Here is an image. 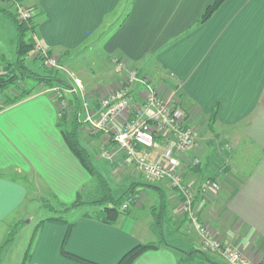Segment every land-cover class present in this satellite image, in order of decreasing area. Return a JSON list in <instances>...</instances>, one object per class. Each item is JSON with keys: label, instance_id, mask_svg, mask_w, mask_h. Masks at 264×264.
<instances>
[{"label": "crops", "instance_id": "obj_1", "mask_svg": "<svg viewBox=\"0 0 264 264\" xmlns=\"http://www.w3.org/2000/svg\"><path fill=\"white\" fill-rule=\"evenodd\" d=\"M214 1L28 0L25 7L35 17L33 37L62 64L79 74L73 67H80V63L85 67L92 59L90 67L97 80L91 79L90 87H104L108 80L112 83L117 78V61L122 60L148 76L155 87L168 84L176 89L190 118L201 117L210 122L216 113L214 127L237 134L238 146L246 144L251 158L246 173L235 168L233 179L217 181L220 190L208 198L198 193L199 186L207 177L220 172L210 169L209 159L202 162L200 170L186 174L185 179L197 192L199 222L208 225L223 245L239 247L262 264L264 0H227L206 23L199 24ZM112 19L118 23L103 31ZM103 36V47L90 48L84 62L78 51ZM41 87L43 90L15 105L5 109L0 105V252L9 249L8 237L13 228L22 224L33 201L41 199L50 203L51 211L62 212L82 190L89 195L96 182L63 137L59 100L49 89ZM142 89L140 84L133 86L136 99ZM80 112V129L84 132L88 125L81 120L84 113ZM87 144L95 147L96 153L98 142L92 140ZM96 154L102 161L100 154ZM227 171L235 173L232 168ZM156 183L147 198L156 204L159 192L167 194L173 210L171 221L183 227L189 218L186 214L182 218L177 212L181 207L177 193L166 181ZM224 190L226 200L218 208ZM85 215L69 220L75 226L67 240L68 224L50 221L52 217L42 220L37 236L32 237L34 248L29 264H81L65 257L63 248L97 264H118L136 246L157 244L156 239L160 238V233L149 225L153 237L147 239L145 229H138V221L131 216L110 226ZM167 244L169 247L147 251L134 264H184L176 250L187 249ZM187 248L198 247L191 242ZM9 253L12 258L13 251ZM213 257L227 264L221 254L214 252Z\"/></svg>", "mask_w": 264, "mask_h": 264}, {"label": "rangeland", "instance_id": "obj_2", "mask_svg": "<svg viewBox=\"0 0 264 264\" xmlns=\"http://www.w3.org/2000/svg\"><path fill=\"white\" fill-rule=\"evenodd\" d=\"M17 1L18 0H0V8H9L10 10H14L17 13V9L15 6L16 4L15 2ZM27 1L28 0H19L18 2L21 3V7L23 8V10H26L28 14L32 16V10L30 8L25 7ZM113 19L110 20V22L107 25H105L103 31L106 32L108 28H110L111 26L113 27L115 24L118 23L116 20ZM33 36L34 35L31 31L25 32L24 40L27 43H30L31 40L34 38ZM106 37H108V33L106 34ZM106 37L104 36L100 37L98 40L92 43V46L89 45V47L87 48L84 45L78 51L79 52L78 54L82 53L81 59L84 61V57L86 56L90 48L101 49L104 45V41ZM18 42L19 40H18L17 28L7 16H5L3 13L0 12V63L3 66H5L4 64L14 63L16 61V51H17ZM52 56H54L58 60V62L64 68L67 69V72L59 71L63 80H65L72 87H76L75 80H78L81 86L83 87V89L79 91L82 100L85 99L87 103H90L91 105L93 104V107H95L103 97L107 96V94H109V92L113 88L117 87L124 79V74L118 70L115 72V74H117L116 75L117 78L112 83L111 80H108V82L104 84V87H98L95 89L92 85L91 87L89 85V83L90 84L92 83L90 82L91 79H93L94 82L97 80L93 78L95 73L92 72V69L90 67L93 64L92 59L90 60V63L92 64L90 63L89 65L86 64L85 67H81V63H80V67H73L75 70L80 71L79 74H76L74 70H72V68H70L67 64L65 63L62 64L56 55H52ZM34 58H35V49H33L30 52V54L26 57V64L32 70L39 72L41 71L40 68H41L42 60L38 58L37 59ZM98 74L99 72L96 75ZM99 76L102 78V75ZM78 78H80L82 81ZM31 88L34 89V93L32 95L43 90L41 86H37V82H35L34 80L26 79V81L15 84L6 91L0 92V105L1 106L4 104L6 105V101H8L9 98L13 99L16 96H20L23 90L31 89ZM51 93L54 96H56L53 92ZM71 98H72V94L70 93L65 94V98H64L65 100L67 99L69 101ZM139 98L140 96L137 97L138 101H140ZM91 100L92 102H90ZM90 104L88 107H90ZM72 110H74L73 107H70L69 113H71V115L73 116L74 113L72 114ZM82 112H83V101H82ZM82 118L81 120H83L84 122V117ZM191 119H192V124L197 129L198 142L202 145L203 148L200 154L201 157L203 156L202 162H205V160L209 159L211 164L210 169L214 172H216L218 169L220 170L218 176L214 174L215 176L208 178H211L214 181L220 182L223 180L224 182H226L228 180L233 179L234 175L236 174L235 168H237V170L239 168L242 173L244 172L246 173V171H248L247 169L250 166L249 164L251 163V158L250 155L248 154L249 152L247 149L248 146H246V144H242L240 147L238 146L239 140L235 132L227 133L226 131L223 130L220 131L215 127L211 128L210 122H207L205 118L204 119L201 117L196 118L192 116ZM82 124L83 123H80L81 125L80 128H82L83 126ZM70 128L71 125L69 124L67 126V129ZM80 132L81 129H79L80 141L82 142L83 146H85L91 153V159L94 166L97 168L98 171H100L104 175L107 182L109 183L110 188L112 189L113 197L115 199H118L120 197H123V195H125L127 191H129L130 193L132 189H134L133 193H130V196H132V198H134L135 200L129 203L127 199L126 202L129 203V207L128 209L125 210L126 215L124 217L131 216L130 218H136V220L139 223L138 229L141 228V230L143 231L145 229L146 232L145 236L148 237L147 239L150 240L153 237L152 233L148 231V226L150 225L152 226L151 228L152 230L156 229L157 232L160 233V238L156 239L157 245L159 244L164 245L165 243H171L176 247H184L183 249H187V251L182 250V252H179V256L184 264H222V262L219 259L217 260V258L213 257L214 252L212 253V251H207L203 248L202 237L200 236V233L195 227V225L190 220H188L181 228L176 226L171 221L172 220L171 214L173 210L167 194H166L165 204L164 203L162 204V198L160 196L161 194L160 192L159 195L157 196L156 204L151 199H149L151 195L148 191L150 192L152 191L151 188L154 187V184L158 183V182L156 183L157 180L147 179L137 168V166L133 164H129L126 161V156H124L121 153H118L114 157V159L110 161L104 158H102V161L98 160L96 157L97 155L96 153H98V155L100 154L101 156L102 152L105 150L107 152L113 151L116 148V146H114L115 145L114 142L110 141V139L106 137V135H98L99 133L92 132L89 126L87 129L84 130V132L81 133ZM92 140L94 142L96 141L98 142V149L96 150V153H94L95 147H91L87 144ZM253 156H255V154ZM231 168H232V172L235 171V173H231L227 171V169H231ZM134 171H136L137 173L136 174L132 173ZM91 187L98 188L97 182H94V185H92ZM92 188H91V193H89V196L98 197L101 195L100 191H98L97 193ZM221 192L223 193L222 194L220 193V200H219L220 202L218 208H221V204L223 200H226L225 190ZM147 195L149 196V198H147ZM49 204L50 203L48 204L44 203L41 199H39L33 201L31 204L28 205L27 216H25L24 221L16 228H13L11 236L8 237L7 242L9 241L10 244L9 249L0 252V259H1L0 262L2 264L30 263L31 255H29V258L27 259V253L30 250V254H32L34 248V243H32L33 245H31L30 248L31 241L33 240L32 237L37 236V233L39 232L38 231L39 224L41 223L42 220L46 219L47 217L64 216L69 220H73L77 216L83 214H89L94 216L99 211V209L96 207L94 208L86 207L84 209H79V210L77 209L73 211L72 214L66 216V215H61V213L59 212L51 211L48 207ZM163 205H166L164 206L165 208L163 207ZM154 209L156 210L154 211ZM221 210L222 209H220L219 211ZM154 212H157L160 215L161 214L164 215L161 216L162 218L159 219V222H157V220L155 219ZM177 212L180 214V216H182V218L185 216V213L181 207L177 209ZM152 230L151 232H154ZM191 242H194V244L198 247L197 250L205 251L208 256V259H205V257H203V254L201 253L194 254L192 258H187L186 254H188L189 251L192 250L190 248H187V244ZM9 251L10 252L13 251V254L11 255L12 258H9L10 257Z\"/></svg>", "mask_w": 264, "mask_h": 264}, {"label": "built area", "instance_id": "obj_3", "mask_svg": "<svg viewBox=\"0 0 264 264\" xmlns=\"http://www.w3.org/2000/svg\"><path fill=\"white\" fill-rule=\"evenodd\" d=\"M18 1L15 2L17 14L20 21H26L30 14L23 10ZM34 49L35 58L41 59L47 67L67 72L37 40ZM117 66L124 74L123 81L117 87L95 107L83 99L84 122L92 132L106 135L116 146L111 152L103 151L101 157L110 161L121 153L147 179L166 181L177 193L184 213L198 226L205 250L221 254L227 264H261L241 248L223 245L208 225L199 222L195 207L197 192L186 181L185 175L202 167L200 154L203 148L198 142L197 129L192 124V119L182 108L177 90L168 84L155 87L148 76L141 75L137 69L128 67L122 60L117 61ZM3 73L4 66L0 63V76ZM75 82L76 87L49 89L59 100L62 111L69 106V101L64 99L65 94L79 93L82 90L80 82ZM135 84L143 87L140 101L132 93ZM219 190V182L206 178L200 184L198 193L208 198ZM134 200L132 197L128 198L129 203ZM128 202L124 203V210L128 209Z\"/></svg>", "mask_w": 264, "mask_h": 264}, {"label": "trees", "instance_id": "obj_4", "mask_svg": "<svg viewBox=\"0 0 264 264\" xmlns=\"http://www.w3.org/2000/svg\"><path fill=\"white\" fill-rule=\"evenodd\" d=\"M226 1L227 0H215L214 3L207 8L204 15L200 19L199 24L206 23ZM0 12L3 13L5 16H7L13 22V24L18 30V40H19L16 51V61L14 63L4 64L5 65L4 73L3 75L0 76V92L6 91L15 84L26 81V79H32L35 82H37V86H44L47 89H53L57 86L64 89H67L66 88L67 86L70 87V85L65 80H63L58 70L47 67L43 61H41V68H40L41 71L39 72L34 71L27 66L26 57L35 47V38H33L30 43H27L24 40V35L25 32L28 31H31L33 35L36 34L37 26L34 20L35 17L30 16L26 21H20L19 15L14 10H10L9 8H0ZM33 93H34L33 88L25 89L23 90L20 96H16L13 99L9 98L8 101H6V105L4 104L1 108L5 109L6 107L15 105L23 101L24 99H27L28 97L32 96ZM77 94L78 93L72 94V98L69 100L68 108H65L61 112L59 127L62 129L61 131L68 147L71 149V151L76 156V158L80 161L83 167L87 170V172L97 182L98 188L96 192L98 193V191H100L101 195L98 197L96 196L92 197L89 195L86 196L84 195V190H82L78 194L77 200L59 213H61V215L68 216L77 209L79 210V209H84L86 207H93V208L96 207L99 209V211L94 216L87 214L85 215V217H90L106 225L116 226L119 220L126 215L125 210L122 209L123 204L124 202L127 201L128 198L132 197L130 196V193H133L134 189H132L130 193L129 191H127L126 194L123 195V197L115 199L113 197L112 189L110 188V185L107 182L106 178L94 166L91 159V153L85 146H83L82 142L79 139V129L81 126L79 122V114L81 113L80 111H82L83 100L82 97ZM70 107H73L74 109L73 116L71 115V113H69ZM215 122H216V113H214L210 117L211 128L214 127ZM69 124L71 125V128L67 129V126ZM98 135H102V134L99 133ZM200 169L201 167H197L195 170H200ZM160 193H161L160 196L162 198V204L163 203L165 204L166 195L162 192ZM164 206L166 205H163V207ZM155 210L156 209H154V211ZM154 215L157 222H159V219L162 218L161 216H164L163 214L160 215L157 212H154ZM50 221L68 224L69 231L66 238L67 240L75 226V223L69 222V219L65 218L64 216L52 217ZM8 243L9 241L7 242V244ZM32 243H34V238L31 241L30 248L31 245H33ZM161 246L169 247L167 243H165L164 245L162 244L157 245L153 243L140 244L135 248H133L132 250H130L128 253H126L118 262V264H134L135 261L144 253L150 250L160 249ZM176 251L182 252V250L179 249H177ZM62 253L65 257L81 264H97L95 262L71 254L68 251H66L65 248H63ZM196 253H201L203 254V257H205V259H208V256L205 251L196 250V249L189 251V253L186 254L187 258H192ZM29 255H31L30 250L27 253V259L29 258ZM262 264H264V260Z\"/></svg>", "mask_w": 264, "mask_h": 264}]
</instances>
